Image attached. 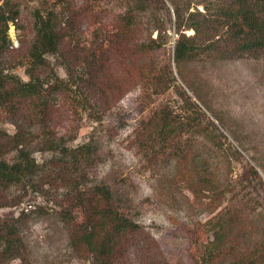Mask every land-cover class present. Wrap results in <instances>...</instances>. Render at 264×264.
Masks as SVG:
<instances>
[{
    "label": "trees",
    "instance_id": "16d2710c",
    "mask_svg": "<svg viewBox=\"0 0 264 264\" xmlns=\"http://www.w3.org/2000/svg\"><path fill=\"white\" fill-rule=\"evenodd\" d=\"M166 1L173 8L174 30L178 35L173 47L177 75L196 100L177 86L170 67L156 66L150 58L152 51L166 44L167 21L171 20ZM157 2L162 6L155 8ZM126 4L122 14L96 12L88 2L60 12L55 8L45 14L36 12L34 37L27 54L28 81L5 72L6 57L12 47L8 30L10 24L15 27L20 10L17 0L0 5V120L14 122L17 128L12 135L0 128V208L19 205L23 198H8L7 193L27 182L34 188L61 186L74 193L80 192L81 185L85 186L81 182L83 168L97 160L99 154L92 139L76 148H69L61 138L53 137H42L43 149L34 150L27 144L23 128L27 124L45 126L52 121L58 108L53 100L57 94L66 95L74 88L76 94L83 95L82 104L98 95L102 102L106 101L103 113L111 101H118L126 89L141 85L144 80L157 95L176 89L185 109L174 112L166 105L148 120H141L133 131L131 144L137 152L155 161L167 152L175 163L184 161L196 177L188 186L194 196L209 194L213 201L223 199V183L217 169L219 163L224 164V157L214 146L217 140L226 137L212 121L208 122L210 128L200 127V117L205 115L197 101L235 140L236 136L226 128L224 119L213 112L209 99L202 94V86L185 67L199 57L216 62L264 58V0H126ZM161 7L167 12V20L158 15ZM96 24L91 40L85 44L82 35ZM108 25L112 30L106 28ZM185 31L193 33L186 36ZM152 32L157 33L156 38H151ZM47 57H53L55 64L64 69L67 80L57 76ZM117 64L126 65V81L119 79L114 69ZM212 130L216 136L211 135ZM202 137L212 144L207 147ZM44 149L55 155L38 163L33 154ZM10 155L11 160H7ZM234 155L241 156L236 150ZM244 177L246 181L259 179L252 167ZM85 191L88 198L85 220L68 226V231L72 244L82 247L87 264H170L152 236L124 212V193L106 183ZM252 213L246 203L234 199L207 222L213 236L209 242L210 264H264L261 217L254 223L258 241L247 246L241 239L253 234L246 233L245 227L247 221L251 222ZM60 215L62 219L71 217L68 212ZM28 219L29 215L22 212L17 217H0V264L13 260L30 264L22 236V227Z\"/></svg>",
    "mask_w": 264,
    "mask_h": 264
},
{
    "label": "rangeland",
    "instance_id": "374dc122",
    "mask_svg": "<svg viewBox=\"0 0 264 264\" xmlns=\"http://www.w3.org/2000/svg\"><path fill=\"white\" fill-rule=\"evenodd\" d=\"M17 1L20 15L15 27L12 24L9 26L8 36L12 47L6 57L5 72L23 81L29 79L26 74L30 64L27 54L34 37L36 12L45 14L54 8L60 12L83 2H88L96 12L108 10L113 14H122L127 9L126 0ZM160 5L157 2L154 6ZM165 5L171 19V22L167 21L166 44L152 51L150 58L156 66L170 67L177 86L185 89L196 100L177 75L173 47L178 35L174 30L173 8L167 1ZM199 10H203L202 7ZM157 12L167 20L168 15L163 7ZM96 27L97 24L92 25L82 35L85 44L91 40V32ZM106 28L112 30L109 25ZM184 33L188 36L193 32ZM156 36L157 33L152 32L151 38ZM123 56L127 60V55L123 53ZM47 58L57 76L67 80L64 69L55 64V59ZM128 60H132L129 54ZM114 69L119 79L126 81V65L120 67L117 64ZM185 71L202 86V94L209 99L213 112L224 119L226 128L236 136L235 140L197 101L205 115L200 117V127L208 129V122L212 121L226 137V140L216 138L214 146L224 157V164L219 163V171L217 169L223 183V199L213 201L209 194L194 196L188 186L196 177L184 161L175 163L168 152L164 157L161 156V160L155 161L137 152L131 144L133 131L141 120H148L166 105L174 112L184 111L185 106L176 89L157 95L151 84L144 80L141 85L126 89L118 101H111L108 110L103 113L106 101L102 102L103 99L97 98L98 95L82 104L83 95L76 94L74 88L69 89L66 95L61 93L53 98L58 108L52 121L45 126L25 125L23 130L27 144L34 150L43 149L45 146L40 143L42 137H53L61 138L69 148H76L92 139L98 148V159L84 165L81 182L85 186L79 187V193L70 192L61 186L34 188L31 182L12 188L7 193L8 198L20 196L23 199L17 206L0 208V217H17L21 212L29 215L22 227V236L30 264H87L82 247L72 244L68 226L85 220L88 199L85 190L101 183L124 193V212L152 236L170 264H210L209 242L213 236L207 222L234 199L242 200L253 212L249 215L251 222L247 221L245 225L246 233L253 234L251 238H240L247 246L258 241L254 223L257 224L260 217L264 223V58L216 62L199 57L195 63L186 66ZM124 81L123 84L126 83ZM0 128L11 135L17 132L14 122L4 119L0 120ZM188 135L190 137V133ZM211 135L216 136V131L212 130ZM202 141L207 147L212 144L204 137ZM235 150L240 152V157L234 155ZM33 155L41 163L52 158L55 152L44 149ZM11 156L6 159L11 160ZM250 167L257 171L259 179L254 177L245 180V172ZM60 212H68L71 217L62 219ZM8 264H20V261L13 260Z\"/></svg>",
    "mask_w": 264,
    "mask_h": 264
},
{
    "label": "built area",
    "instance_id": "2783aa9c",
    "mask_svg": "<svg viewBox=\"0 0 264 264\" xmlns=\"http://www.w3.org/2000/svg\"><path fill=\"white\" fill-rule=\"evenodd\" d=\"M6 1H14V0H0V5L3 3V2H6ZM26 211V209H25ZM27 212V211H26Z\"/></svg>",
    "mask_w": 264,
    "mask_h": 264
}]
</instances>
